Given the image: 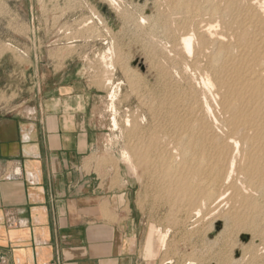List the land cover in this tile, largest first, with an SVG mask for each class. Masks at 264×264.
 <instances>
[{"label":"rangeland","instance_id":"1","mask_svg":"<svg viewBox=\"0 0 264 264\" xmlns=\"http://www.w3.org/2000/svg\"><path fill=\"white\" fill-rule=\"evenodd\" d=\"M116 1L119 4L113 6L110 0H0V118L34 106L51 70L58 78L65 72L78 74L90 82L99 96L97 106L104 127L101 164L113 169L117 184L120 179L122 187L131 190L143 242L138 251L141 263L264 264V191L256 192L251 202L242 201L233 208L226 202L209 216L204 209L200 216H195L183 208L180 192L174 193L170 187L171 180L167 179L172 177L163 178L155 168L157 152L151 156L146 151L149 141L159 136L161 143H169L173 161L177 160L172 161V166L178 169L181 149L173 137L178 133L179 121L198 98L214 110L199 115L223 135L219 126L223 107L213 79L221 65V60H214L220 45L211 38L223 33L217 38L224 36V43H236V19L245 14L254 0H233V12L228 0H191L197 4L191 11L180 10L177 0ZM205 28L211 29L212 34ZM188 35L196 37L192 57L182 46V39ZM207 79L215 85H208ZM113 92L114 112L109 109ZM176 100L180 103L176 104ZM170 143L175 144L170 147ZM125 153L128 161L124 159ZM128 162L137 171L132 172ZM152 228L155 259L146 252ZM160 234L167 236L163 245Z\"/></svg>","mask_w":264,"mask_h":264},{"label":"crops","instance_id":"2","mask_svg":"<svg viewBox=\"0 0 264 264\" xmlns=\"http://www.w3.org/2000/svg\"><path fill=\"white\" fill-rule=\"evenodd\" d=\"M39 95L0 118V264H142L131 190L101 164L99 96L53 70Z\"/></svg>","mask_w":264,"mask_h":264},{"label":"bare ground","instance_id":"3","mask_svg":"<svg viewBox=\"0 0 264 264\" xmlns=\"http://www.w3.org/2000/svg\"><path fill=\"white\" fill-rule=\"evenodd\" d=\"M173 1H175V0H173ZM193 1H195V0H193ZM228 1H229V9H231L233 12V9H235L234 8L235 2L233 0H228ZM110 2L113 6L117 5V3H118L116 0H110ZM175 3H177L181 7L180 10H183V11H191L197 5V4H194V2H192L191 0L190 1L177 0V1H175ZM196 3H198V2H196ZM222 4H223V2H222ZM236 6H237V3H236ZM197 10H198V7H197ZM245 11H244L245 14L238 15V17L236 19L237 25H238L237 28H236V25H235V28L232 27V28H234L233 30L235 31L234 33L236 34L235 37H237L236 43H234V42H233V44L232 43H224V41H222L224 36L222 37V39H221V37L217 38V36L219 35L218 33L216 36L217 39L216 38L214 39V37H215L214 35H215L216 31H215V33L213 32L214 37L209 35L210 37H212L211 38L212 40H214V41L216 40L215 42L220 45V47L218 49V54L214 57L215 59L213 58L215 61L221 60L220 61L221 62L220 69L218 70V72H216L215 78H213L216 85L213 84V80H211V79H207V81H208V85L217 86L218 95L221 96V105H222L221 107H223V109H222L223 115H221V113H220V115L223 117L221 119V117L219 116L220 120H221V122L219 123V126L221 127V129L224 132V133L222 132L223 135L218 134V132H216L212 128L213 124H212V126L209 125L208 122L204 119L205 117L202 118L200 116L201 112L206 115V113L210 114L211 111H214V110H211V107L209 106L208 102L203 101L204 102L203 103L202 101H199V98H198V100H196V99L194 100V103H192L190 105V107H188L189 105L188 106L185 105L186 108L187 107L189 108V110L186 113L185 118L182 119V121H179L180 122L179 123V129L177 130L178 133H176V138L173 137V139L176 140V141L174 140V142L181 149V151H179V152H181L182 161H181V163H179L180 166L178 167V169H174V166H172L173 162L176 163L177 160L173 161L174 157L171 154L172 151L170 152V150H169L171 148L167 147L169 145V143H165V145L163 143H161L162 141H161L159 136H155L154 138H152L149 141L148 146L146 147V151L149 154H151V156H152L153 152H155V151L157 152L156 153V155H157V161L156 162H157V164L158 163H161V164L155 165L156 162L153 163L152 162L153 160L150 162H152V164L155 165V168H157V170H159V172L162 174V176H164L163 178L166 177V179H167V177L169 178V176L172 177V179H167V180H171L170 181V187L172 188V190L174 189V193H175V191L176 192L179 191L181 193V194L177 193L179 196L178 195H176V196H178L180 198V195H181L183 208L185 207L187 209V212H189L190 214H194L195 216H200L203 209L208 210V216H209V214H211V213L219 210L220 208H222V206L226 202H227V204L228 203L232 204V208L234 206H236L238 203L239 204L242 203V201L243 202H246V201L251 202L250 200H251L252 196L256 195L255 194L256 192L258 193V191L260 192V190L264 191V0H254ZM197 14H198V12H197ZM217 18H219V17H217ZM184 19H186V18H184ZM225 21H226V19H225ZM210 23H209V26H210ZM212 24H213V22H212ZM212 24H211V27L213 28ZM215 24H217V23H215ZM207 26H208V24H207ZM211 29H209V28L206 29L207 30L206 32L208 34H210V33L212 34ZM225 33H226V31H225ZM191 35L190 36L188 35L187 37L182 39L183 50H184V52L191 54V55H189L190 57H192V54L194 52L193 43H195L194 39H196L195 36H194L195 37L194 38ZM204 35H205V33L203 34V36ZM221 35H219V36H221ZM203 36L201 37L202 39H203ZM202 39H201V41H202ZM231 39H232V37H231ZM208 41H210V39ZM199 44L202 45V43H200V42H199ZM218 46H217V48H218ZM234 51H236L235 52L236 54H234ZM202 54L203 53H201V56H202ZM196 56H198V55H195V57ZM182 61H183V59H182ZM177 62H179V61L177 60ZM197 63H198V61H197ZM199 63H200V61H199ZM201 64H203V63H201ZM181 73H183V72H181ZM204 81H205V79H204ZM204 83H205L204 84V86H205L206 82H204ZM206 87H207V85H206ZM206 87L204 89H207L209 86L207 88ZM210 88L208 90H211ZM190 90H192V89H190ZM195 95H196V93H195ZM187 96H189V95H187ZM196 96H199V95H196ZM214 96H215V94H214ZM216 96H217V94H216ZM115 98H116V93L113 92V94L111 96V100H112L111 103L112 104H111V106H109L110 107L109 109L112 112H114L113 102H114ZM191 99H194V98L192 97ZM182 100H184V99H182ZM206 100L207 99L205 98V101ZM178 102H179V100L176 102V104H178ZM216 104H217V102H216ZM182 107H184V105ZM181 109H183V108H181ZM183 111H184V109H183ZM182 114H184V113H182ZM214 114L215 113H213L211 115L215 116ZM172 115H174V114H172ZM177 117H179V116H177ZM214 118L218 119V118H216V116ZM176 120H178V119L176 118ZM113 122H114V127H117L118 125H117L115 117L113 119ZM175 122H177V121H175ZM173 123H171V124L174 127L175 124H173ZM164 125H166V124H164ZM169 128H171V127H169ZM165 129H166V127H165ZM161 130H162V128H161ZM168 131H169V129H168ZM175 131H173V132L175 133ZM165 132H167V130H165ZM174 133H172V134L174 135ZM163 141H164V139H163ZM171 141H173V140H171ZM171 144L174 146L173 143H170V147H171ZM147 152H146V154H147ZM127 155H128L127 153L124 154L125 160H127L129 158ZM148 157H146V158H148ZM128 163L132 169V172H135L136 168L134 167V165H132V162H128ZM175 166H178V165L176 164ZM175 171H176V173H175ZM166 183H168V182H166ZM161 184H163V182ZM167 188H168V186H167ZM171 188H169V189H171ZM166 191H167V189H166ZM172 194H173V191H172ZM169 195L170 194H168V196ZM173 196H174V194H173ZM257 197H259V196H257ZM176 199H177V197H176ZM173 202H174V200H173ZM262 203H264V202H262ZM254 204H253V206H254ZM228 207H230V206H228ZM232 208H230V209H232ZM244 209H242V210H244ZM183 211H184V209H183ZM236 211H237V209H236ZM221 212H222V209H221ZM186 214H188V213H186ZM205 216H207V215H205ZM191 218H192V216H191ZM237 223H239V222H237ZM150 231L151 232L148 235L149 237H148V241L146 244V252H147L148 257L154 258L156 256V252L153 248L155 229L152 228ZM159 236H160L161 245H163L165 243V239L167 236L165 237L164 235H161V234ZM162 249H163V247H162ZM166 264H170V262H167Z\"/></svg>","mask_w":264,"mask_h":264}]
</instances>
